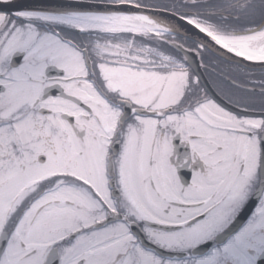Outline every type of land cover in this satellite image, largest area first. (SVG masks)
<instances>
[{
  "label": "snow or ice",
  "instance_id": "snow-or-ice-1",
  "mask_svg": "<svg viewBox=\"0 0 264 264\" xmlns=\"http://www.w3.org/2000/svg\"><path fill=\"white\" fill-rule=\"evenodd\" d=\"M0 264H264V0H0Z\"/></svg>",
  "mask_w": 264,
  "mask_h": 264
}]
</instances>
